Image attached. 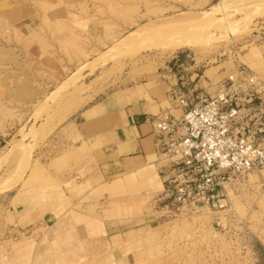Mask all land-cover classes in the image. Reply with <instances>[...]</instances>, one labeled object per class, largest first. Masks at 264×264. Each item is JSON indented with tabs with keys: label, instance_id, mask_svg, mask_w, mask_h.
<instances>
[{
	"label": "rangeland",
	"instance_id": "rangeland-1",
	"mask_svg": "<svg viewBox=\"0 0 264 264\" xmlns=\"http://www.w3.org/2000/svg\"><path fill=\"white\" fill-rule=\"evenodd\" d=\"M172 18L203 24L198 50L123 43ZM237 64L264 82V0H0V177L13 181L0 192V264H264V169L229 174L222 212L142 197L148 228L117 240L43 224L60 181L50 169L78 161L69 141L84 108L120 107L164 70L205 71L213 90Z\"/></svg>",
	"mask_w": 264,
	"mask_h": 264
},
{
	"label": "crops",
	"instance_id": "crops-1",
	"mask_svg": "<svg viewBox=\"0 0 264 264\" xmlns=\"http://www.w3.org/2000/svg\"><path fill=\"white\" fill-rule=\"evenodd\" d=\"M183 75L198 79L197 86L213 82L197 69L179 75L164 70L128 87L120 107L93 104L81 111L69 141L78 161H70L62 171L50 169L60 181L43 224L51 225L53 232L69 231L76 239L109 234L117 240L118 235H137L148 228L142 197L147 201L164 186L159 173L164 160L152 122L163 110L179 113L170 92L179 91ZM10 256L2 264H19Z\"/></svg>",
	"mask_w": 264,
	"mask_h": 264
},
{
	"label": "built area",
	"instance_id": "built-area-1",
	"mask_svg": "<svg viewBox=\"0 0 264 264\" xmlns=\"http://www.w3.org/2000/svg\"><path fill=\"white\" fill-rule=\"evenodd\" d=\"M180 77L171 91L179 113L154 116V141L164 163V186L153 202L163 208L229 210L224 193L230 173L264 169V82L237 64L213 90ZM216 227H222L215 218Z\"/></svg>",
	"mask_w": 264,
	"mask_h": 264
},
{
	"label": "bare ground",
	"instance_id": "bare-ground-1",
	"mask_svg": "<svg viewBox=\"0 0 264 264\" xmlns=\"http://www.w3.org/2000/svg\"><path fill=\"white\" fill-rule=\"evenodd\" d=\"M190 22L189 21L188 22L182 21L179 18H172V19H169L167 21L165 20L163 22H160L161 25L158 23H152L150 25H145L141 28H138L137 31H135L134 33L131 32V34L127 35L128 37H126L124 39V41L123 40L122 41H123V43L127 44L126 46L128 48L130 47V46H128L130 44H131V46L135 45V43L134 44L132 43V42H134V39L135 40L138 39L137 43H139L140 42L139 39L142 38V40H144L143 42H145V45H146L144 47H147L150 49H157V50L158 49H160V50L171 49V50H174V49H179V48H187L190 50H198L200 45H202L201 44L202 39L199 38L200 35H197V34L199 33L200 29H202L203 24H201L202 26L199 27L200 29L197 28L199 31H197V33H196L195 28L200 26L199 25L200 23L195 21L198 23V24L195 23L198 25V26L196 25V27H195V24L194 23L192 24L193 21L191 23ZM225 23H226V21H225ZM229 23H230V21H229ZM227 25H229V26L231 25L230 28H232L233 23L227 24ZM235 26H237V25H235ZM157 28L159 30L158 32L155 31ZM230 28H229V30H230ZM233 29H235V28H233ZM152 32H154V33H152ZM141 36H143V37H141ZM120 45H121V43H120ZM102 55H104V53ZM101 62H102V60H101ZM25 158L27 159V156H25ZM26 163H27V161H26ZM21 172H23V170H21ZM11 177H8V176L0 177V192H3V191L10 189L12 187L13 181H12ZM13 177H14V175H13ZM19 177H21V174L19 175Z\"/></svg>",
	"mask_w": 264,
	"mask_h": 264
}]
</instances>
